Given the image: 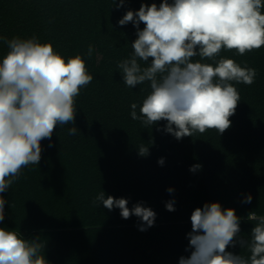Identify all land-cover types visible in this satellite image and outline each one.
<instances>
[{"label": "trees", "instance_id": "16d2710c", "mask_svg": "<svg viewBox=\"0 0 264 264\" xmlns=\"http://www.w3.org/2000/svg\"><path fill=\"white\" fill-rule=\"evenodd\" d=\"M153 2L162 0H124L118 9L114 0H0V36L36 35L65 59L81 54L93 76L76 98L77 134L68 135L73 124L57 127L52 147L47 139L41 142L40 164L23 169L0 194L9 201L0 227L26 239L39 236L50 264H178L190 254L194 209L211 202L235 209L245 238L254 226L249 213L264 215V46L243 56L222 49L216 58L234 59L257 73L252 85L233 82L240 102L222 135L211 129L178 141L157 130L165 121L145 128L131 118L130 105L142 103L149 83L128 88L116 67L131 55L136 28L118 21L128 10ZM7 51L0 42V58ZM141 145L149 147L147 157L138 155ZM161 157L163 166L157 163ZM195 164L202 167L191 172ZM100 191L126 198L129 208L143 202L156 213L154 226L140 231L136 216L125 220L119 209L94 206ZM249 194L251 203H244ZM173 200L170 212L165 204ZM228 250L249 255L239 245Z\"/></svg>", "mask_w": 264, "mask_h": 264}, {"label": "clouds", "instance_id": "9594fccd", "mask_svg": "<svg viewBox=\"0 0 264 264\" xmlns=\"http://www.w3.org/2000/svg\"><path fill=\"white\" fill-rule=\"evenodd\" d=\"M120 8L124 0L116 4ZM264 0H162L159 5L141 3L139 10H128L118 24L132 23L136 39L130 56L116 67L128 88L145 82L150 90L142 103L130 105V116L145 128L165 121L157 128L176 140L215 129L222 135L231 127L240 93L234 86L252 85L256 70L241 66L231 58H216L221 50H235L243 56L264 46ZM141 23L144 25L140 28ZM7 53L0 58V194L21 177L29 165H39L42 141H49L57 127L73 124L68 135H76V98L93 80L83 55L65 59L51 42L0 36ZM94 46L86 55L91 58ZM199 60H194V57ZM205 59L213 63H203ZM139 107V113L137 111ZM149 147L141 145L138 155L147 157ZM157 163L164 165L165 159ZM190 167L191 172L201 169ZM169 193L174 189L169 187ZM249 194L243 201L251 203ZM0 195V222L5 219V204ZM126 198L105 196L100 191L94 206L120 210L123 219L136 216L138 228L154 226L156 213L137 202L128 206ZM175 211L174 200L165 204ZM190 250L178 264H264V215L250 212L254 222L248 238L242 237L241 219L235 209L222 208L219 202L205 203L191 214ZM239 245L249 255L228 249ZM46 242L39 236L26 239L20 231L0 227V264H50L44 251Z\"/></svg>", "mask_w": 264, "mask_h": 264}]
</instances>
